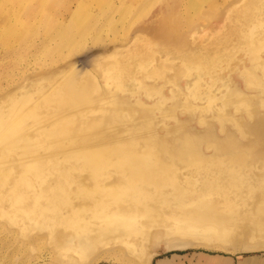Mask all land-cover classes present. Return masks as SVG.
I'll return each mask as SVG.
<instances>
[{"label": "rangeland", "instance_id": "rangeland-1", "mask_svg": "<svg viewBox=\"0 0 264 264\" xmlns=\"http://www.w3.org/2000/svg\"><path fill=\"white\" fill-rule=\"evenodd\" d=\"M251 1L255 0H0V105L7 96L29 90L34 83L50 81L54 75L52 81L59 86L71 73L72 65L85 67L94 58L104 66L112 65V76L119 75L121 67L126 65L132 67L134 75L140 68L136 76L121 77L111 84L108 79L99 78V83L105 87L109 84L111 96L117 98L119 106L127 104L136 108L141 103L150 107L154 120L151 138L162 136L160 140L167 141L168 145L160 152L168 159L172 152L183 157L192 156V151L203 156L216 154L213 160L197 162L194 167L181 166L175 161L171 169L184 173H178L177 180L167 181V185L172 186L173 182L174 186L186 188L181 191L187 190L195 198H201L204 190L225 182L229 170L238 172L239 183L241 180L238 192L244 195L242 201L246 203L230 211L232 216L242 219L250 208L247 202L253 200V208L261 205L262 201L255 200L251 194L264 196V184L257 187L258 179L264 178V165L255 166L256 153L264 154V137L258 135L260 132L264 135V124L247 114L251 106L264 113L262 101L257 98V95L264 98V89L253 90L247 76L241 73L245 64L264 74L247 55L249 47L258 51L257 43L261 39L264 42V0H256V9L243 11V5ZM258 54L264 59V50ZM142 61L145 62L141 64ZM185 67L195 70L190 73ZM154 69L163 77L150 76ZM218 73L222 75L217 76ZM210 74L214 75L213 79ZM200 78L203 80L198 86H201L193 87ZM186 81L192 86L187 88ZM229 87L234 89L232 96L224 97ZM250 94L256 95L253 102L248 99ZM106 96L111 97L108 93ZM144 122L140 121L141 127ZM178 126H184L182 130L190 135L174 142L176 138L169 137L167 132L176 131ZM139 128L124 127L120 140L132 142L134 137H139L136 147L147 148L148 142L140 139L146 135ZM211 140H217V145ZM171 142L176 148H170ZM246 147L251 151L244 153ZM156 148L155 144L150 146L152 152L161 147ZM105 161L118 162L119 156ZM192 169L197 182L183 180L181 177ZM111 179L116 188L130 184L119 182L115 172L104 182ZM85 183L92 187L91 181ZM14 185L17 187V183ZM150 191L155 195L154 189ZM3 192L6 198L2 197ZM11 195L9 187L0 184V264H57L55 249L69 237L77 236L76 229L68 227L58 214L47 220L49 226L23 231L13 220L22 216L24 209H20L24 207L15 206ZM169 199L170 205L180 203ZM147 203L150 211L141 217L148 229L143 232L146 237L143 258L138 259L126 246L99 247L93 252L97 259L92 264H264V250L243 251L239 247V251L227 252L204 245L166 250L160 234L173 221L163 213V200L156 198ZM77 204L78 201H73L69 209L80 213ZM69 209L62 211L72 213ZM84 216L87 221H94L91 215ZM247 221L245 218L243 222ZM244 238L232 234L229 241L242 243Z\"/></svg>", "mask_w": 264, "mask_h": 264}, {"label": "bare ground", "instance_id": "bare-ground-1", "mask_svg": "<svg viewBox=\"0 0 264 264\" xmlns=\"http://www.w3.org/2000/svg\"><path fill=\"white\" fill-rule=\"evenodd\" d=\"M257 3L255 0L243 5V11L256 9ZM257 45L258 51L253 46L249 47L247 55L264 72V59L258 54L260 50H264L263 40ZM210 53H213L212 49ZM257 60L259 63H256ZM201 61L198 60L199 63ZM143 62L145 61L141 64ZM72 66L71 73L66 75L59 86L52 81L55 79L54 75L50 81L34 83L29 90L19 94L11 93L0 105V184L9 187L15 206L24 207L20 209H24L22 216L13 220L15 224L27 231L37 226H49L47 220L61 215L68 227L76 229L77 236L69 237L66 243L55 249V259L59 264H92L97 259L93 252L99 247L126 246L138 259H142L146 247L143 232H148V229L141 217L150 211L147 202L157 198L163 200V213L173 221V225H168L160 234L166 250H185L201 245L227 252H234L239 247L243 251L264 250V239L261 238L264 237V196L261 198L260 195L251 194L255 200L262 201L261 205L253 208V200L247 202L250 203V208L242 219L231 215L230 209L246 203L242 201L244 195L238 192L241 188L238 172L229 170L227 180L204 190L201 198H195L187 190L181 191L180 189L186 188L174 186L173 182L172 186L166 184L167 181H176L178 173H184L179 169H171L175 161L181 166L194 167L197 162L213 160L216 154L203 156L198 151H192V156L183 157L172 152L168 159L160 152L168 144L166 141H153L155 137L151 138L154 120L150 107L140 103L135 108L124 102L125 105L119 106L121 103L117 104V98L111 96L109 84L115 79H127L129 75H134L130 65L121 67V73L116 76H112V65L104 66L95 58L85 67ZM185 68L189 72L194 69ZM138 72H141L140 68L135 71L134 76ZM242 72L253 90L264 89V74L257 73L254 66L247 67L244 64ZM219 74L217 76L222 75ZM152 75L161 76L158 69H154L150 76ZM210 75L213 79L214 75ZM99 78L108 79L109 84L106 87L100 85ZM202 80L200 78L194 82L193 87H197ZM141 83L148 89L144 82ZM192 85L185 82L187 88ZM233 90L229 87L224 97H229ZM107 93L110 98H107ZM254 96L256 95L250 94L248 99L253 102ZM257 98L264 106V98L258 95ZM242 100L246 99L242 97ZM247 114L264 124V113L256 111L254 106L250 107ZM145 116L148 120H145L142 127L139 126V131L146 135L140 136V139L148 142L147 148L136 147L135 142L139 141V137H134L129 142L120 140L121 135L118 134L111 142L110 121H144ZM183 127L178 126L179 129H174L176 131L168 129L167 135L176 136L177 139L187 138L190 134L183 131ZM247 130L249 131L248 126ZM132 135L135 136V130ZM258 135L264 137L261 132ZM210 142H215L216 145L218 143L217 140ZM154 144L157 148L161 147L156 148V152L150 149ZM172 146L173 143L170 148ZM246 148H243L244 153L251 151ZM42 149L46 152L41 153ZM115 155L119 156L118 162L105 161ZM263 155L256 153L255 166L264 165ZM113 172L117 174L119 182L130 184L116 188L112 179L105 183V178L110 179ZM186 174L181 177L183 180L197 182L193 176L195 170H189ZM87 180L91 181L92 187L86 185ZM262 181L264 178L258 179L257 187L264 184ZM13 182L17 183V187ZM146 183L149 185H144ZM208 183L211 184L212 181ZM150 189L155 190V195ZM2 197L6 198L4 192ZM170 197L180 202L179 205H170V199L167 200ZM73 201H78L80 213L79 210L74 212L72 208L69 209ZM1 205L4 206V203ZM63 209H69L72 213L63 212ZM2 213L8 215L4 211ZM85 214L91 215L94 221H87ZM245 218L248 219L247 223L243 222ZM232 234L235 237H245V241H229ZM152 256L151 254L149 257V263Z\"/></svg>", "mask_w": 264, "mask_h": 264}, {"label": "crops", "instance_id": "crops-1", "mask_svg": "<svg viewBox=\"0 0 264 264\" xmlns=\"http://www.w3.org/2000/svg\"><path fill=\"white\" fill-rule=\"evenodd\" d=\"M130 106V105H129ZM140 106V105H139ZM145 120H147V116H145L144 117V121ZM146 122V121H145ZM144 122V123H145ZM150 122H152V121H148V123H150ZM139 125H140V121L138 122V121H110V128H111V137H113L114 138V140L116 139V136L119 134V135H122L123 133H122V129H124V127H131V126H137V127H139ZM143 125V124H142ZM123 126V127H122ZM141 126V125H140ZM147 127V126H146ZM141 128V127H140ZM160 138H158V137H155V138H153L152 140L153 141H166V140H160V139H162L163 137L162 136H159ZM169 137H171V138H176V136H169ZM156 138H158V140L156 139ZM113 140V141H114ZM177 140H180V139H174L173 141L174 142H177ZM167 142V141H166ZM171 143H173V142H171ZM171 148H176L175 147V145L173 144V146L171 147Z\"/></svg>", "mask_w": 264, "mask_h": 264}]
</instances>
